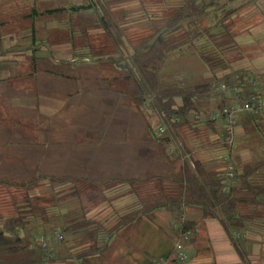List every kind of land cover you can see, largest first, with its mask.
<instances>
[{
  "label": "crops",
  "instance_id": "1",
  "mask_svg": "<svg viewBox=\"0 0 264 264\" xmlns=\"http://www.w3.org/2000/svg\"><path fill=\"white\" fill-rule=\"evenodd\" d=\"M26 1L31 3L30 7L18 17L9 16L7 0H0V62L7 55L1 52L6 51L2 48L3 40L11 36L8 28H19L20 37L23 32L30 35L39 17L32 5L36 0ZM240 1L243 0H229L227 5ZM51 23L47 30L55 29L54 22ZM63 46L66 56L49 58L53 65L59 66L63 61L59 72L15 74L12 77L17 90L9 94L0 86V95L5 94L4 100L1 98V109L31 113L32 122L36 123L32 129L41 130V118L67 114L63 120L48 125L51 136L47 139L40 136L41 141H32L38 148L37 152L32 150L31 161L39 162L42 167L36 176L62 179L61 182L56 180V186L62 191L63 205L60 208L48 205L45 213L51 221L60 219L63 221L60 225L68 227L64 231V242L56 246L55 259L47 264H80L82 258L88 259L87 264H244L218 219L202 217V206L197 202L175 200L182 166L192 168L193 161H198L204 171L217 172L220 158L226 154V147L218 141L221 121L206 122L213 111L211 105L216 104L219 97L198 99L196 110L191 112L190 125L175 128L168 125L166 134L156 137L154 129L163 122L157 110L137 108L118 90L104 89L102 82L122 80L118 65L109 69L110 66L105 68L103 63H97L94 67L86 64L91 62L88 57L80 58L85 63L77 65L79 57L74 56L70 42H63ZM50 49L56 50L53 44ZM25 52L26 57L31 55V50ZM94 69H98V73H88ZM105 69L109 72L104 73ZM239 69L264 73L251 66H236L233 71ZM233 71L222 65L207 70L202 79L214 83ZM0 79L3 80L1 75ZM93 93L99 110L93 116L97 121H92L87 128L81 113H85L88 106L87 94ZM175 102L180 104L181 98H175ZM125 105L128 120L122 119ZM110 111L116 114L111 123L105 121ZM71 114L76 116L74 122L66 118ZM263 121L264 118L254 123ZM253 127V121L243 116L236 129V144L227 150L238 169L264 159V143L252 132ZM248 179L264 184V167ZM36 187L28 188L30 197L38 196ZM15 204V210L10 213L0 211V227H4L10 215H21L26 227L16 231L20 237L32 240V231L41 225L42 219L31 212L28 204ZM181 212L194 229L188 245L191 255L184 263L174 260L173 252L177 239L173 223ZM244 213H251L240 226L241 237L248 242L250 264H264V202L253 208L245 207ZM92 245L97 247L93 254L79 255Z\"/></svg>",
  "mask_w": 264,
  "mask_h": 264
},
{
  "label": "trees",
  "instance_id": "2",
  "mask_svg": "<svg viewBox=\"0 0 264 264\" xmlns=\"http://www.w3.org/2000/svg\"><path fill=\"white\" fill-rule=\"evenodd\" d=\"M104 1L107 3L109 2V0ZM228 1L229 0H181L174 6H168L164 5L165 0H141L142 3H151L159 6L160 9L158 13L150 17V25L145 32L132 39L130 37L127 38L128 44L131 48V53L129 54H124L123 49L125 46L122 31L124 30L123 26L126 23L127 12L124 9L113 10L105 6L103 0H85L84 3L70 6L68 10L73 14L83 11L90 12L95 17L89 23L84 24L81 22L84 17L80 15L75 18L71 17V32L67 31L65 35H67V38L74 49H77L76 47L80 46V49L86 48L88 50L85 54L81 53L74 56H78L79 58L92 57V61L103 63L105 68L110 66L108 67L109 69H114L115 65L120 67L123 77L121 81L114 84L115 86H113V89L128 96L137 108H151L157 110L158 114L164 113L166 116L162 119L169 125V127L175 128L178 125H190L193 119V114L191 112L192 110H196L198 99L209 98L211 96L219 97L216 104L211 105L213 109L212 113L221 104H226L229 99L219 93L211 94L212 84L208 82L199 83L191 87L173 86L161 88L159 87L158 82L159 70L162 61L168 52L190 42L200 34V31H196L190 35L192 27L197 26L198 21L204 15H207L212 11L213 13L215 12L214 14H217V10L226 6ZM33 10L38 16H45L47 14L52 15L62 13L64 7L48 8L43 9L42 11H37L33 8ZM232 12L233 9L226 10L224 14L225 17ZM86 22L88 21L86 20ZM98 28L102 31V34L99 36H93L89 33L90 29ZM53 38L54 37L51 38L49 36L48 39L44 40L37 35L36 29L32 27L30 36L31 45L24 48V50H31V55L26 57L24 63H15L17 66L16 74L30 75L36 71L59 72V68L63 64V61H60L59 66L53 65L49 58L53 56L54 52L48 46L46 51L43 50L42 47L47 43L49 44ZM17 50L18 48L14 45L9 51H2L1 53L4 54ZM251 75H257L260 79L264 80V73L255 74L246 69H239L232 73L225 74L219 80H224L225 82L230 83L237 78L244 79ZM12 76L13 75L11 74L7 76L8 78L10 77V80H7L9 84L8 88L17 87L15 85L16 81L11 79L13 78ZM175 98H181V103L176 104ZM210 115L207 117V123L213 122L212 120H209ZM245 116H247L249 120H252L253 123L264 118V116ZM8 117L16 119L22 125L26 124V127L29 128L26 132L30 131L31 127H29L28 122H26L29 121V119H26L23 116L18 118L7 115V118ZM175 117L177 118L176 121L173 120ZM241 118L239 119V122ZM23 135L25 136V134ZM225 147L227 150L230 148L228 146ZM234 167L237 183L232 188L231 192L225 193L219 177L221 162L220 168L217 172L213 170L204 171L203 166L199 164L198 161H193L192 168L182 166V172L180 173L179 178L180 184L178 186V193L175 200H177V202L183 200L186 203L197 202L202 206V217H214L218 219L224 227L230 242L238 253L240 259L244 264H250L246 248L248 242L241 237L240 226L250 217L249 214H251L244 213L245 207L253 208L261 202H264V184L248 179L251 174H254L257 170L264 167V159L246 163L239 169L235 164ZM40 177L41 175H38L19 182H5L2 180L0 183H5L3 184L5 186L13 185L28 189L29 186H34ZM53 180L61 182L62 179ZM26 196L27 195H25V197ZM40 199L41 198H35L34 200H29L28 198H25V202L31 207L32 213L41 217L42 223H40L41 225L38 227L43 232H46L49 229L50 233L54 230V226L52 225L50 217L46 215L45 206L43 204H46V202L47 204H51L50 206H55L57 204H54L55 198H43L42 201L44 203H41ZM57 200H63V196L59 197ZM181 214L182 212L180 214L178 213L174 223ZM61 222L63 221L58 219V223L61 224ZM46 226H48L47 230ZM19 227H26L24 217L21 215H10L5 219L4 227L0 228V264H47L48 262H45L41 257L40 249L34 247L32 244V240L28 237L25 238L18 235L16 229ZM38 227H36L37 230ZM61 228L65 231L68 227L61 226ZM183 228L184 230H190L192 233L189 241L186 243V246L188 247L191 243L194 229L186 218L183 222ZM176 232L178 239L179 232L177 229ZM96 249L97 247L92 245L87 251L79 255L84 256L93 254ZM174 260H176L175 255ZM87 262V258H82L80 264H87Z\"/></svg>",
  "mask_w": 264,
  "mask_h": 264
},
{
  "label": "rangeland",
  "instance_id": "3",
  "mask_svg": "<svg viewBox=\"0 0 264 264\" xmlns=\"http://www.w3.org/2000/svg\"><path fill=\"white\" fill-rule=\"evenodd\" d=\"M180 1L181 0H165L164 5L174 6ZM84 2L85 0H36L35 2H32V5L37 11H42L43 9L48 8L64 7L62 13L50 16H39L34 26L37 35L44 40L48 39L49 36L51 38L54 37L49 44L47 43L42 46L43 50L46 51L47 46L51 47L53 44V48L56 50L53 51L54 55L51 56V58L57 59L55 57L56 55H63L62 57L66 56V52H62L64 47L63 42H69L65 33L67 31L71 32V17L75 18L79 17V15L84 17L81 21L83 24L89 23L95 17L90 12L81 11L73 14L68 10L70 6ZM103 3H105V6L113 10L124 9L127 12L126 23L123 26L124 30H122L125 46L123 49L124 54L131 53L127 38L130 37L132 39L145 32L149 28L150 17L158 13L160 9L159 6L151 3H142L141 0H109L108 3L103 0ZM6 4L9 16L12 14L11 16L18 15L19 17L21 13H24L29 9L31 3L26 0H7ZM228 9H233V12L225 17L224 14ZM216 13L217 14H214L212 11L209 14L204 15L198 21L197 26L192 27L190 35H192L193 32L200 31V34H198L195 39L173 49L165 55L159 70V87H189L202 83L203 73L207 72V70L218 69L222 67V65L226 66V69L230 71H233L236 66H251L254 69L264 70V0H243L240 2H234L231 3V5L228 4L217 10ZM86 20L88 22H86ZM47 21L49 22L47 23ZM51 22H54L53 25L55 26V29L47 30V26H52ZM8 30L11 36L8 35L5 40H3L2 48H6V51H9L14 45L18 48L17 51L7 52L5 60H1L0 62V75L3 78V80L0 79V86L5 87L6 92L9 94L16 91L17 87L8 88L9 84L7 80L9 81L10 77L8 78L7 76L11 74L14 77L17 73V66L15 63H23L21 61L24 57L26 58L25 53L27 52L25 51L27 50H24V48L31 45L29 44V36L31 34L27 35L23 32L21 35L23 37H20L18 35L20 29L15 26L14 29L9 27ZM89 33L93 36H99L102 34V31L100 28L90 29ZM70 45L72 48L71 51L75 53V55L81 53L85 54L88 51L86 48L80 49V46H77V49H74L71 43ZM88 59L91 62H87L86 64H92L94 67L98 65L97 62L92 61V57H88ZM84 63L85 62L79 58L75 64L82 65ZM97 70L98 69H94L88 73H98ZM107 72L109 71H106L105 69L104 73ZM11 79L13 80L14 78ZM102 84L104 85V89L112 91L113 86H115L114 84L116 83L102 82ZM87 95L85 101L88 103V106L85 113H81V118L88 128L92 124V121H97V118L93 116L94 112H98L99 109L97 108L98 106H95L96 97L93 98L94 93L91 96L89 94ZM1 98L4 100L5 94L0 95V106L2 105ZM128 98L129 97H125V100ZM65 113L66 112H62L51 119L41 118L43 123L40 124L41 130L39 131L37 129H32L33 126L35 127L36 123L34 124V122H32L31 113L24 111L23 113L22 111L16 113L12 111V109H6L3 111L0 107V181L19 182L30 177H35L38 174V171L42 167L39 162L31 161L32 150L35 149L34 152H37L36 149L38 148L35 147L37 145L36 142L34 143L35 146L32 145V141L34 139L35 141H41L43 138L47 139L51 136V131L48 125L50 123L52 124L54 121L56 122L60 119L63 120V116L67 115ZM114 114L115 113H111L110 111L108 118H106L105 121L109 123L113 122V120L116 119ZM121 114H123L122 119L128 120L126 105L121 111ZM7 115L18 118L23 116L24 118L29 119V121L26 122H28V126L31 127L30 131L26 132L29 129L26 127V124L22 125L16 119L10 117L7 118ZM66 118H69V121L74 122L76 116L71 114ZM253 126L252 132L255 133L257 138L262 140V143H264V121L261 123L259 122L257 125L253 123ZM38 132H40V134ZM23 134H25V136ZM40 136H43V138H40ZM52 137L54 136L52 135ZM235 144L236 135L233 145ZM33 158H35L34 155ZM37 181L38 182H36L34 186H37L36 189L39 194L38 196L32 197H30L27 188L25 189L13 185L5 186L3 185L5 183H0V211L6 214L14 211L16 208L15 203L27 204L25 198H28L29 200L41 198V203L43 202V198H55L54 204H57V207L59 208L62 207L63 200H57L59 197L63 196L62 191L59 190L60 186H56L57 181L44 176L40 177ZM25 195L27 196L25 197ZM43 205L46 207L51 204H47L46 202V204ZM57 220L58 219L56 218L52 221V225L54 226L53 229H60L65 240V232L62 230L63 228H61V225ZM46 227L47 230L48 226ZM49 231L50 230L48 229L46 232H43L39 227L38 230L37 228L34 229V231H32V240L34 239V236L49 233Z\"/></svg>",
  "mask_w": 264,
  "mask_h": 264
},
{
  "label": "built area",
  "instance_id": "4",
  "mask_svg": "<svg viewBox=\"0 0 264 264\" xmlns=\"http://www.w3.org/2000/svg\"><path fill=\"white\" fill-rule=\"evenodd\" d=\"M211 1V0H206ZM225 1V0H219ZM212 93L225 95L229 101L221 104L209 117V120H220L222 131L219 134V144L231 147L234 143L236 129L239 125V119L242 116L250 115L253 117L264 116V80L257 75L247 76L244 79L237 78L233 82L224 80L216 81L212 84ZM161 118L165 117L164 113L160 114ZM174 121L177 118H173ZM168 131V124L164 121L158 124L154 133L156 137H162ZM172 151V149H171ZM221 168L219 177L222 182V188L225 193L231 192L236 185L235 167L229 154L221 157ZM185 215L182 213L178 216L173 226L178 230V239L174 244V255L177 261L184 263L191 255L190 249L186 246L191 236L190 230H184L183 222ZM64 241V235L59 229H54L50 233H44L34 236L32 244L41 251V257L45 262H50L55 257L56 246ZM156 264H162L158 262Z\"/></svg>",
  "mask_w": 264,
  "mask_h": 264
}]
</instances>
